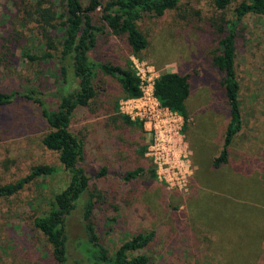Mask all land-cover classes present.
Returning <instances> with one entry per match:
<instances>
[{
    "label": "rangeland",
    "instance_id": "1",
    "mask_svg": "<svg viewBox=\"0 0 264 264\" xmlns=\"http://www.w3.org/2000/svg\"><path fill=\"white\" fill-rule=\"evenodd\" d=\"M241 1L231 0L220 10L213 0H181L162 15H144L137 24L148 43L138 55L123 37H100L93 56L130 66L144 83L170 71L188 74L190 82L183 128L191 163L186 190L150 174L155 166L142 124L113 120L124 99L116 79L100 74L94 103L73 118L72 128L84 139L89 190L96 195L91 220L110 255L137 233L153 230L152 240L137 252L150 264H264V19L258 15H245L237 28L242 129L229 145L228 162L212 165L229 120L223 73L213 56L221 24ZM36 2L0 0V91L38 89L52 105L62 82L58 53L43 40ZM55 4L60 13V3ZM47 51L53 55L48 60L22 56ZM47 129L31 99L20 97L0 107V185L19 180L36 165L59 168L54 176L38 177L0 198V264H54L49 244L33 225L68 182L58 153L41 143ZM138 167L143 171L126 180ZM67 229V264H86L81 246L87 236L78 207L67 217Z\"/></svg>",
    "mask_w": 264,
    "mask_h": 264
},
{
    "label": "trees",
    "instance_id": "2",
    "mask_svg": "<svg viewBox=\"0 0 264 264\" xmlns=\"http://www.w3.org/2000/svg\"><path fill=\"white\" fill-rule=\"evenodd\" d=\"M180 1L37 0L34 6V14L46 46L55 48L58 53L57 64L62 82L55 89L57 99L52 105L47 104L43 93L38 89L0 91V107L20 97L36 102L48 127L41 137V143L45 148L58 153L60 165L68 174V182L53 194L49 209L33 220L34 227L49 244L54 264H67V217L77 207L84 220L87 236L81 246L86 264H150L146 254L137 252L152 240L153 230L137 233L125 240L111 255L99 242L91 220L96 195L94 191L89 190L90 177L82 165L85 153L84 139L74 131L72 121L78 110L89 107L97 98L100 74L117 80L122 88L123 98L141 94L140 79L130 66L123 67L93 56L100 37L105 34L123 37L131 53L138 55L146 48L148 42L137 22L147 14L162 15L165 11L176 8ZM55 3H60V13L55 8ZM230 3L231 0H213L214 6L220 10ZM247 14L258 15L264 19V0H242L234 8L232 17L224 21L219 28L222 36L219 39L218 53L213 56V63L223 73L222 85L229 107V120L221 150L212 160L214 167L228 162L229 145L242 129L240 83L236 71L235 50L237 28ZM22 56L33 61L48 60L53 55L47 51L43 54L22 52ZM153 86L154 94L160 103L180 113L184 120H187L189 75L164 72L154 79ZM113 120H123L125 123L141 126L140 122H135L121 113H117ZM58 171L59 168L55 165L33 166L29 173L19 180L0 185V198L11 197L34 179L54 176ZM142 171L143 169L138 167L128 172L125 179L134 178ZM150 174L156 176L154 168ZM99 175L100 173L96 176Z\"/></svg>",
    "mask_w": 264,
    "mask_h": 264
},
{
    "label": "built area",
    "instance_id": "3",
    "mask_svg": "<svg viewBox=\"0 0 264 264\" xmlns=\"http://www.w3.org/2000/svg\"><path fill=\"white\" fill-rule=\"evenodd\" d=\"M141 94L120 102V112L131 120L140 122L147 134V154L152 159L158 179L170 187L186 190L191 174L190 150L184 140L183 116L163 106L154 94V79L143 82Z\"/></svg>",
    "mask_w": 264,
    "mask_h": 264
}]
</instances>
